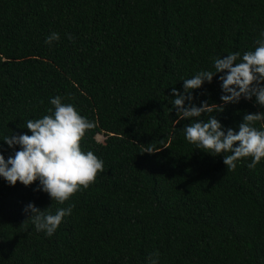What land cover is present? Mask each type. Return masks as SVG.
<instances>
[{
  "label": "trees",
  "instance_id": "trees-1",
  "mask_svg": "<svg viewBox=\"0 0 264 264\" xmlns=\"http://www.w3.org/2000/svg\"><path fill=\"white\" fill-rule=\"evenodd\" d=\"M261 28L264 0H0V138L28 132L58 94L95 122L81 147L104 160L63 204L33 191L38 181L0 178V264H150L156 253L159 264H264V158L228 169L184 139L189 121L175 123L171 105L181 78L254 47ZM216 75L192 91L222 124L264 111L255 97L221 101ZM147 143L158 151L140 152ZM29 201L72 212L48 237L22 211Z\"/></svg>",
  "mask_w": 264,
  "mask_h": 264
},
{
  "label": "clouds",
  "instance_id": "clouds-1",
  "mask_svg": "<svg viewBox=\"0 0 264 264\" xmlns=\"http://www.w3.org/2000/svg\"><path fill=\"white\" fill-rule=\"evenodd\" d=\"M68 37L71 39V34ZM59 38L60 34L52 31L44 41L50 44ZM214 75L219 81L220 100L224 103L255 97L253 103L264 107V28L259 30L254 47L243 52L230 51L227 55L216 54L212 57L211 68H201L180 79L182 90L171 88V105L177 113L175 123L184 118L189 121L182 127L184 139L189 144L213 156L222 154L223 162L230 170L246 157H251L247 167L254 168L264 158V127L254 123H264V111L245 112L235 128L222 124L213 114L219 109L205 100L197 104L192 91L201 88L205 82L210 83ZM49 103L53 107L46 114L24 122L23 128L28 132L0 138L7 146L0 145V178L10 185L19 181L29 186L38 181L33 191L46 192L51 200L63 204L73 193L87 188L98 172L104 171V160L92 149L81 147L82 138L95 122L58 94L50 96ZM202 114L210 115L205 120L201 118ZM7 149L12 151L6 158ZM154 149L155 145L147 143L140 152L158 151ZM22 211L29 213L37 232L51 237L63 218L72 212V206L49 212L29 201ZM150 264H159L158 253Z\"/></svg>",
  "mask_w": 264,
  "mask_h": 264
},
{
  "label": "rangeland",
  "instance_id": "rangeland-1",
  "mask_svg": "<svg viewBox=\"0 0 264 264\" xmlns=\"http://www.w3.org/2000/svg\"><path fill=\"white\" fill-rule=\"evenodd\" d=\"M95 138H96V140H98V141H100V142H103L104 139H105V135H104L103 133H97V134L95 135Z\"/></svg>",
  "mask_w": 264,
  "mask_h": 264
}]
</instances>
